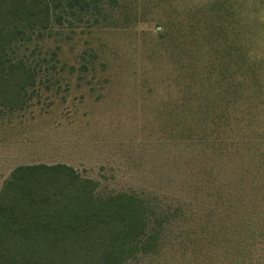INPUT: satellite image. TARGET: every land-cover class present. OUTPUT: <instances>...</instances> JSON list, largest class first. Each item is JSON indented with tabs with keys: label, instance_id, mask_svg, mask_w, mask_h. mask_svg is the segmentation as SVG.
Returning a JSON list of instances; mask_svg holds the SVG:
<instances>
[{
	"label": "rangeland",
	"instance_id": "obj_1",
	"mask_svg": "<svg viewBox=\"0 0 264 264\" xmlns=\"http://www.w3.org/2000/svg\"><path fill=\"white\" fill-rule=\"evenodd\" d=\"M100 2L99 24L41 43L63 69L42 75L25 111L0 114V190L18 166L64 163L98 181L100 195L138 194L167 214L157 251L128 264H231L235 251L216 261L229 245H244L243 264H264V237L255 246L250 235L264 229V137L224 113L214 135L179 125L187 49L162 27H178L191 0ZM250 84L258 95L245 106L261 116L253 100L264 102V74Z\"/></svg>",
	"mask_w": 264,
	"mask_h": 264
},
{
	"label": "trees",
	"instance_id": "obj_2",
	"mask_svg": "<svg viewBox=\"0 0 264 264\" xmlns=\"http://www.w3.org/2000/svg\"><path fill=\"white\" fill-rule=\"evenodd\" d=\"M106 14L100 0H0V114L25 111L42 75L63 69L57 52L43 54L44 40L60 29L91 28ZM162 28L175 30L187 49L178 67L187 109L180 128L214 135L224 113L264 137V114L245 106L258 95L250 82L264 74V0H191L178 27ZM99 186L64 163L16 167L0 190V264H128L156 252L167 214L138 194L100 195ZM259 222L264 228V217ZM250 233L255 246L264 237V229ZM231 251V264H243L244 245H229L216 261Z\"/></svg>",
	"mask_w": 264,
	"mask_h": 264
}]
</instances>
